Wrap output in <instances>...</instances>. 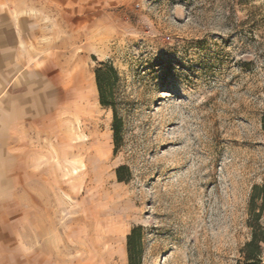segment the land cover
Wrapping results in <instances>:
<instances>
[{
    "label": "rangeland",
    "instance_id": "1",
    "mask_svg": "<svg viewBox=\"0 0 264 264\" xmlns=\"http://www.w3.org/2000/svg\"><path fill=\"white\" fill-rule=\"evenodd\" d=\"M10 3L27 19L23 74L0 75V245L16 264L35 263L38 212L87 264H129L134 226L140 264H237L264 177V0ZM100 61L123 78L117 154Z\"/></svg>",
    "mask_w": 264,
    "mask_h": 264
},
{
    "label": "trees",
    "instance_id": "2",
    "mask_svg": "<svg viewBox=\"0 0 264 264\" xmlns=\"http://www.w3.org/2000/svg\"><path fill=\"white\" fill-rule=\"evenodd\" d=\"M96 85L100 104L112 110V131L114 153L117 154L124 142L125 116L123 102L120 96L123 78L111 61H100L95 69ZM262 129L264 131V111L262 114ZM119 181H129L131 177L129 166L120 165L116 170ZM127 174V175H126ZM248 226L251 238L242 250V259L237 264H264V177L260 184L252 188L248 207ZM143 250V227L134 226L127 236V251L129 264H140Z\"/></svg>",
    "mask_w": 264,
    "mask_h": 264
},
{
    "label": "crops",
    "instance_id": "3",
    "mask_svg": "<svg viewBox=\"0 0 264 264\" xmlns=\"http://www.w3.org/2000/svg\"><path fill=\"white\" fill-rule=\"evenodd\" d=\"M8 1V0H5ZM9 2L0 4V75H4L6 69L16 70L12 74H23L22 60L27 57L25 32L27 19L23 15L14 17L13 4ZM28 5L19 3L20 11ZM44 8V6H42ZM27 33V32H26ZM14 61H19L13 68ZM10 74L11 72L8 71ZM6 74V73H5ZM37 244L35 263L31 264H87L85 256L71 257L69 233L64 234L58 226V218L53 212L37 213ZM63 236L64 243L61 244ZM123 258L126 256L122 249Z\"/></svg>",
    "mask_w": 264,
    "mask_h": 264
},
{
    "label": "clouds",
    "instance_id": "4",
    "mask_svg": "<svg viewBox=\"0 0 264 264\" xmlns=\"http://www.w3.org/2000/svg\"><path fill=\"white\" fill-rule=\"evenodd\" d=\"M15 253L4 245H0V264H16Z\"/></svg>",
    "mask_w": 264,
    "mask_h": 264
}]
</instances>
